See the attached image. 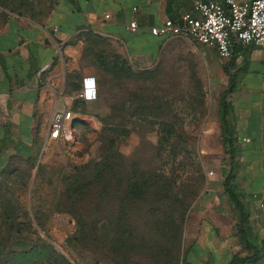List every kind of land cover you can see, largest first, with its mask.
Returning a JSON list of instances; mask_svg holds the SVG:
<instances>
[{
	"label": "rangeland",
	"instance_id": "obj_1",
	"mask_svg": "<svg viewBox=\"0 0 264 264\" xmlns=\"http://www.w3.org/2000/svg\"><path fill=\"white\" fill-rule=\"evenodd\" d=\"M67 1L0 0V10L41 22ZM91 34L83 35L78 69L68 74L66 91L73 96V83L82 73L95 77L98 98L82 109L91 124L78 128L77 143L45 140L38 164L22 168L20 178L11 179V185L4 188L0 264H57L54 251L69 264H184L185 236L201 233L204 223L207 233L214 232L207 193L222 154L217 118L220 90L210 83L200 50H191L197 44L189 38L167 39L154 64L136 66L102 34ZM205 53V61L219 67L213 48L205 47ZM109 160L115 163L119 179L114 194L93 191L78 206L84 218L89 212L90 219H98L101 243L94 247L91 241H78V220L68 212L69 200L62 195L67 183L78 177L91 181L95 170L111 177ZM134 173L147 187L158 176H166L172 179L173 190L159 203H142L139 192L129 189L125 180ZM152 191H144L146 199ZM183 197L190 199L184 210L180 214L170 211ZM156 206V211H148ZM6 213L16 217L7 219ZM116 216L128 225L134 243L140 242L143 229L156 225L152 249L128 257H115L106 250L110 223ZM175 223L180 224L179 240L172 249L169 228ZM47 242L54 251L44 249Z\"/></svg>",
	"mask_w": 264,
	"mask_h": 264
},
{
	"label": "crops",
	"instance_id": "obj_2",
	"mask_svg": "<svg viewBox=\"0 0 264 264\" xmlns=\"http://www.w3.org/2000/svg\"><path fill=\"white\" fill-rule=\"evenodd\" d=\"M192 1L68 0L41 22L0 10V209L11 179H19L22 168L38 164L57 104L84 118L77 129L88 125L90 116L82 109L91 101L80 102L77 93L82 78L92 75L82 73L73 83V96L66 94L67 76L78 69L83 35L100 33L134 65H152L168 41L152 35L150 26L165 17L179 18L192 9ZM131 20L136 21L135 31L128 27ZM195 43L191 50H200L210 83L220 90L222 154L207 193L214 232L207 233L204 223L201 233L185 236L184 264H237L240 258L243 264H264L262 52L252 43L235 42L231 56L222 59L213 48L220 62L213 67L205 61L209 46Z\"/></svg>",
	"mask_w": 264,
	"mask_h": 264
},
{
	"label": "built area",
	"instance_id": "obj_3",
	"mask_svg": "<svg viewBox=\"0 0 264 264\" xmlns=\"http://www.w3.org/2000/svg\"><path fill=\"white\" fill-rule=\"evenodd\" d=\"M108 17L106 14L105 18ZM128 27L135 31L136 21L131 20ZM150 33L165 39L189 38L201 45L214 48L222 59L231 56L233 43L243 45L252 43L262 52L264 69V0H193L190 11L184 12L177 19L165 17L159 25L150 26ZM96 85L95 77H83L77 93L78 98L82 101L97 99ZM83 119L65 105L57 104L52 111L45 140L62 145L77 143L79 138L77 124ZM86 120L91 122L89 117H86ZM95 125L96 123H93L92 126ZM243 140L248 141L247 138Z\"/></svg>",
	"mask_w": 264,
	"mask_h": 264
},
{
	"label": "trees",
	"instance_id": "obj_4",
	"mask_svg": "<svg viewBox=\"0 0 264 264\" xmlns=\"http://www.w3.org/2000/svg\"><path fill=\"white\" fill-rule=\"evenodd\" d=\"M92 35V34H90ZM106 40V39H105ZM86 50V49H85ZM84 50V51H85ZM97 83V81H96ZM98 85V84H97ZM96 85V86H97ZM97 98H98V86H97ZM222 100H221V108H223V94H222ZM80 102H83L79 100ZM227 138L223 136V147L227 148ZM226 151V150H225ZM108 162H106L107 164ZM109 166H108V171L111 174V177L105 178V176L102 174L101 170H95V173L93 175V178L91 181H86L83 180L82 178L78 177L77 179L67 183V188L65 195H62L65 199L69 200L68 203V212L72 214L74 217L77 218V239L78 241L83 244L91 241V244L95 246L101 243V239L99 236L100 230L98 226V219L93 220L92 218L90 219L89 217V212H86V218H84L81 213H80V202L85 198L86 194L96 191L100 192V194L106 192V190H109L108 192L114 194V192L117 189V182H118V177L116 175V170H115V163L109 160ZM98 165V164H97ZM96 165V167H97ZM31 168L35 167V163H31L29 165ZM105 180H109L110 183L105 182ZM126 182L127 186L129 189L135 188L137 192H139V200L143 203L146 202V200H150L151 202L154 203H159L162 201V199L167 198L173 188V181L170 178L158 176L152 183V187H147L145 185V182L142 180L141 176H137L135 173L133 175H127L126 176ZM96 182V185L93 186L92 184ZM110 184V185H109ZM149 188H152L153 191L150 193L149 198L146 199L145 197V192ZM33 195V188L30 190V196L32 197ZM187 197H183L179 205L177 207H172L170 211L180 214L185 208V204H187L190 199H186ZM7 203V201H6ZM79 206V207H78ZM158 207L156 206L155 208L149 209L148 211H156ZM5 216H8V218H14L16 217L15 215H11L6 213ZM35 218V216H34ZM114 220V221H113ZM112 222L110 223V231L108 230L109 233V240L106 242L107 248L106 250H109L110 253L117 257L119 255L121 256H132L133 253L136 251H142L145 249V251L152 249L151 241L153 242L152 239V230L155 231L156 225L155 226H148L146 229H143L142 232L139 233L138 239L140 242L134 243V239L130 235V231L128 230V225L126 223L120 222V218L118 219V216H116ZM180 220H182L180 218ZM180 229V224L175 223L170 225L169 232H172L171 237V245L172 249L175 247H178V240H179V235L176 237L178 234V230ZM175 234H174V233ZM144 237H147L146 239H143ZM145 243L147 246L145 247ZM153 244V243H152ZM49 243L47 242L46 246H43L44 249L51 248ZM171 249V250H172ZM51 251L52 250L51 248ZM55 252V253H54ZM53 254L55 255V258L57 259V264H69L67 262V259H65L62 255H60L58 252L54 251ZM2 254V249L0 247V256ZM131 254V255H129ZM14 253H11V256H14ZM130 259V258H129ZM237 264H243L244 258L238 259Z\"/></svg>",
	"mask_w": 264,
	"mask_h": 264
},
{
	"label": "clouds",
	"instance_id": "obj_5",
	"mask_svg": "<svg viewBox=\"0 0 264 264\" xmlns=\"http://www.w3.org/2000/svg\"><path fill=\"white\" fill-rule=\"evenodd\" d=\"M91 82V81H90Z\"/></svg>",
	"mask_w": 264,
	"mask_h": 264
}]
</instances>
